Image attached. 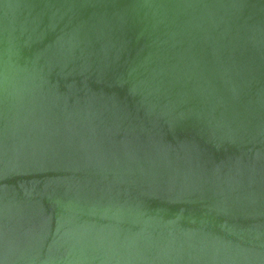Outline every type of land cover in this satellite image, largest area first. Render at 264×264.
<instances>
[{"label":"water","instance_id":"95a60500","mask_svg":"<svg viewBox=\"0 0 264 264\" xmlns=\"http://www.w3.org/2000/svg\"><path fill=\"white\" fill-rule=\"evenodd\" d=\"M0 264H264V0H0Z\"/></svg>","mask_w":264,"mask_h":264}]
</instances>
